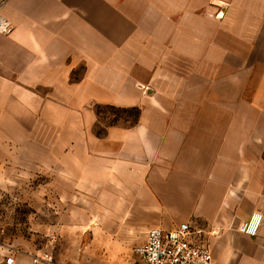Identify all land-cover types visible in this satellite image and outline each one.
<instances>
[{"label":"crops","instance_id":"crops-1","mask_svg":"<svg viewBox=\"0 0 264 264\" xmlns=\"http://www.w3.org/2000/svg\"><path fill=\"white\" fill-rule=\"evenodd\" d=\"M1 4L0 164L28 163L31 143L92 159L53 163L78 247L104 217L145 239L188 224L213 264H264V0ZM97 106L138 117L99 138ZM256 213L258 235L240 233Z\"/></svg>","mask_w":264,"mask_h":264},{"label":"rangeland","instance_id":"rangeland-1","mask_svg":"<svg viewBox=\"0 0 264 264\" xmlns=\"http://www.w3.org/2000/svg\"><path fill=\"white\" fill-rule=\"evenodd\" d=\"M96 109L95 132L99 138L109 127H129L138 117L136 110L99 106ZM72 154L63 147L60 162L48 151L46 158L41 159L31 143L28 163L0 164V264L23 254L29 256L31 264L48 255L54 257L56 264H145L134 252L145 242V235H122L105 221L110 217H104L102 223H92L98 230L89 231L84 245L78 247L74 230L77 205L71 198L69 183L63 177H55L53 163H66V171L70 170L69 163L93 161L80 153ZM81 253L90 258L85 260Z\"/></svg>","mask_w":264,"mask_h":264},{"label":"built area","instance_id":"built-area-1","mask_svg":"<svg viewBox=\"0 0 264 264\" xmlns=\"http://www.w3.org/2000/svg\"><path fill=\"white\" fill-rule=\"evenodd\" d=\"M0 5V34L8 35L13 31L12 24L1 14ZM263 220V214L256 213L251 220L243 222L239 231L245 236L256 237ZM191 228L181 224L174 230L165 231L152 228L146 234L145 242L134 249L135 254L145 264H213L212 254L206 246H196L191 242ZM6 264H13L9 257ZM35 264H56L52 255L44 259L36 258Z\"/></svg>","mask_w":264,"mask_h":264}]
</instances>
